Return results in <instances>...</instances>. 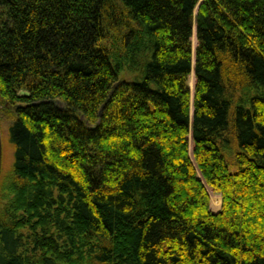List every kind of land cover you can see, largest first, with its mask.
<instances>
[{
    "label": "trees",
    "instance_id": "trees-1",
    "mask_svg": "<svg viewBox=\"0 0 264 264\" xmlns=\"http://www.w3.org/2000/svg\"><path fill=\"white\" fill-rule=\"evenodd\" d=\"M0 110V264H264V0H0Z\"/></svg>",
    "mask_w": 264,
    "mask_h": 264
},
{
    "label": "rangeland",
    "instance_id": "rangeland-1",
    "mask_svg": "<svg viewBox=\"0 0 264 264\" xmlns=\"http://www.w3.org/2000/svg\"><path fill=\"white\" fill-rule=\"evenodd\" d=\"M195 11L196 9L194 10V13ZM193 24H195L194 18H193L192 26ZM195 44H194V47H195ZM191 50L193 54L194 48H192V40H191ZM190 73L188 75V85L190 89V99L192 100L194 81H193V89H191L190 82H192V79L190 77ZM193 77H194V74H193ZM0 113L2 115L5 114L4 110H0ZM8 123H9V119L7 118H3L0 120L1 143H2L1 145V169H0L1 178L4 177V175L9 171V169L11 168L12 161H13V146L11 142L9 141L8 133H7ZM205 187L209 195V208L213 211H217L220 208V204H221V193L218 190L212 189L207 184H205Z\"/></svg>",
    "mask_w": 264,
    "mask_h": 264
},
{
    "label": "water",
    "instance_id": "water-1",
    "mask_svg": "<svg viewBox=\"0 0 264 264\" xmlns=\"http://www.w3.org/2000/svg\"><path fill=\"white\" fill-rule=\"evenodd\" d=\"M195 21V20H194ZM193 23V22H192ZM195 25V24H194ZM194 54V53H193ZM192 55V54H191ZM194 56V55H193ZM193 62H194V59H193ZM1 128H0V169H1Z\"/></svg>",
    "mask_w": 264,
    "mask_h": 264
}]
</instances>
